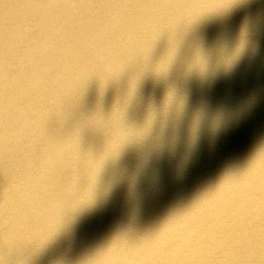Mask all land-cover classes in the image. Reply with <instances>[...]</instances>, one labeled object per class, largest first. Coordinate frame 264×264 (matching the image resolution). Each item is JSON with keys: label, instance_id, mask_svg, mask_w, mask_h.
<instances>
[{"label": "bare ground", "instance_id": "bare-ground-1", "mask_svg": "<svg viewBox=\"0 0 264 264\" xmlns=\"http://www.w3.org/2000/svg\"><path fill=\"white\" fill-rule=\"evenodd\" d=\"M234 6L0 0V264H264V110L138 211L97 183L169 89L181 99L169 143L146 149L157 163L234 103Z\"/></svg>", "mask_w": 264, "mask_h": 264}, {"label": "clouds", "instance_id": "clouds-1", "mask_svg": "<svg viewBox=\"0 0 264 264\" xmlns=\"http://www.w3.org/2000/svg\"><path fill=\"white\" fill-rule=\"evenodd\" d=\"M231 16L238 21L239 37L234 45L231 71L223 79L234 90V103L225 107L215 124L199 135L180 138L182 151L177 161L166 164L161 157L157 163L146 149L154 150L169 143L173 111L181 99L177 90L169 89L163 105L150 111L148 122L136 136L134 143L138 150L102 164L97 183L108 184L110 188L115 184L127 211L140 210L148 196L182 179L205 142L219 140L228 131L251 121L257 111L264 110V79L258 82L254 75V70L259 68L264 77V0H236ZM242 73L246 74L243 78ZM128 175L133 176L131 181L117 182V176Z\"/></svg>", "mask_w": 264, "mask_h": 264}]
</instances>
